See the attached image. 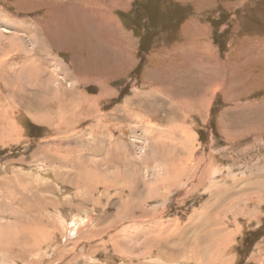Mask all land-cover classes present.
Listing matches in <instances>:
<instances>
[{"label": "rangeland", "instance_id": "obj_1", "mask_svg": "<svg viewBox=\"0 0 264 264\" xmlns=\"http://www.w3.org/2000/svg\"><path fill=\"white\" fill-rule=\"evenodd\" d=\"M0 264H264V0H0Z\"/></svg>", "mask_w": 264, "mask_h": 264}, {"label": "bare ground", "instance_id": "obj_2", "mask_svg": "<svg viewBox=\"0 0 264 264\" xmlns=\"http://www.w3.org/2000/svg\"><path fill=\"white\" fill-rule=\"evenodd\" d=\"M97 2V1H96ZM20 70V69H19ZM25 73V72H24ZM27 74V73H26ZM34 74H35V72H34ZM25 75V74H24ZM39 76H41V75H37L36 77H39ZM87 81V80H86ZM70 101V100H69ZM68 101V102H69ZM83 101H86V98L83 100ZM60 102L61 103H64V105H62V104H60V107L61 106H64V107H66V105L65 104H67V101H66V99L64 100L63 99V95H62V98H61V100H60ZM83 103V102H82ZM70 104V103H69ZM69 104H67L68 106H70ZM196 104H199V103H196ZM74 106L77 108L78 107V105L77 104H74ZM70 113H72V112H74V110H72L71 108H70ZM69 111L68 110H66V113H61L62 114V117H61V119L59 120V128L58 129H62L63 128V125H64V122L66 123V122H69V120H70V117L71 118H73L74 119V117H72V116H74L75 114H73V115H68L69 113H68ZM75 113V112H74ZM71 122V121H70ZM62 123V124H61ZM99 124H100V122H98ZM180 143L181 144H183V142H181L180 141ZM192 147V146H191ZM73 149V148H72ZM77 153H75V155H76ZM77 156V155H76ZM79 156V155H78ZM192 156V155H191ZM74 157V156H73ZM78 158V157H77ZM80 158V157H79ZM76 159V158H75ZM77 161H78V159H76ZM80 160V159H79ZM41 166V165H40ZM78 166V165H77ZM59 167H62V166H59ZM42 169V168H41ZM185 169V168H184ZM186 170V169H185ZM41 171V170H40ZM182 171V170H181ZM47 175H48V173H47ZM180 175V174H179ZM186 176V175H185ZM66 178H67V176H66ZM22 179H23V177H22ZM15 182H17L18 183V181L16 180ZM13 183V182H12ZM17 183H16V185H13L14 186V188H17V187H19V185H17ZM23 182H21L20 181V183L19 184H22ZM14 184V183H13ZM25 184H26V182H25ZM20 187L22 188V190L24 189L25 190V192H27L28 191V189L26 188V187H28L31 191L34 189V190H41V189H47V184L46 183H44V182H38V181H35V182H32V183H29V184H26L25 186H23V185H20ZM37 187V188H36ZM49 188V187H48ZM29 190V191H30ZM43 190H41V191H43ZM47 190H49V189H47ZM21 191V190H20ZM16 192H17V190H16ZM46 193V192H45ZM16 196V195H15ZM18 196V195H17ZM226 199H230V197H228L227 196V198ZM84 203H86V202H82V204H84ZM97 203V202H96ZM78 215H82L83 217V219L84 220H87V222L89 223V222H91L93 219L91 218V213L89 212V211H81V213L80 214H78ZM80 217V216H79ZM77 219H79V218H77ZM75 220V222H74V227L76 228V231H77V227H78V222H79V220ZM78 221V222H77ZM83 220H80V222H79V224L80 225H82L83 224ZM87 223V228L89 229V230H92V228H91V226L89 227L88 225H90V224H88ZM100 223V222H99ZM98 223V224H99ZM93 224V223H92ZM95 226V225H94ZM100 227V225L97 227V228H95L94 229V234H97V230H101L102 232H105L107 229H104V228H99ZM62 228V227H61ZM108 229H109V227H108ZM60 231L62 232V229H60ZM48 232H50V231H48ZM78 233V232H77ZM130 235H131V233H130ZM22 238H27V241L29 240V239H32V238H30L29 237V235L28 234H25V233H23V235H22ZM45 239V240H44ZM48 240H50V238L49 237H46V234L44 235V234H41V235H38V238L37 239H34V241L32 240V242H33V244H34V246H36V247H38V245L40 244V243H43V242H47ZM131 240V239H130ZM22 241H23V239H22ZM53 242H51L50 244L52 245V246H54V245H57L58 243L60 244V241H61V237L59 236V234H57V235H55V237H54V239L52 240ZM56 242V244H54ZM14 243V242H13ZM16 244V243H15ZM25 245V244H24ZM21 252L20 253H18V257L19 258H24V255H25V251H27V249H25L24 247L23 248H21V250H20ZM212 252V251H211ZM203 253V252H202ZM26 254H29V253H26ZM207 254V253H206ZM213 254V253H212ZM209 255V254H208ZM207 255V256H208ZM206 256V255H205ZM163 257V256H162ZM216 258V257H215ZM77 258H75V260H76ZM166 260V259H165ZM9 261V260H8ZM15 261H17L18 262V258H17V260H15ZM25 262V261H24ZM77 262V261H76ZM79 262V261H78ZM168 262V261H167Z\"/></svg>", "mask_w": 264, "mask_h": 264}]
</instances>
